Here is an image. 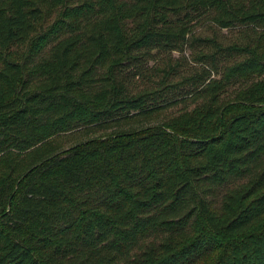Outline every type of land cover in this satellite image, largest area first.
Listing matches in <instances>:
<instances>
[{
    "label": "trees",
    "instance_id": "trees-1",
    "mask_svg": "<svg viewBox=\"0 0 264 264\" xmlns=\"http://www.w3.org/2000/svg\"><path fill=\"white\" fill-rule=\"evenodd\" d=\"M0 264H264V0H0Z\"/></svg>",
    "mask_w": 264,
    "mask_h": 264
},
{
    "label": "rangeland",
    "instance_id": "rangeland-1",
    "mask_svg": "<svg viewBox=\"0 0 264 264\" xmlns=\"http://www.w3.org/2000/svg\"><path fill=\"white\" fill-rule=\"evenodd\" d=\"M54 16V15H53ZM53 16L49 18V22H51V20L53 19ZM202 33V32H201ZM224 33V32H223ZM203 34V33H202ZM218 36V33L216 34ZM224 35V34H223ZM221 37V36H219ZM174 57H177V54H174Z\"/></svg>",
    "mask_w": 264,
    "mask_h": 264
}]
</instances>
